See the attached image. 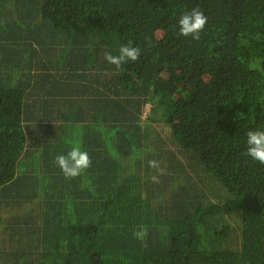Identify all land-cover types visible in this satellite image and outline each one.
<instances>
[{
	"label": "trees",
	"instance_id": "1",
	"mask_svg": "<svg viewBox=\"0 0 264 264\" xmlns=\"http://www.w3.org/2000/svg\"><path fill=\"white\" fill-rule=\"evenodd\" d=\"M129 41L139 60L105 61ZM249 130L264 0H0V264H264ZM76 144L91 167L65 179Z\"/></svg>",
	"mask_w": 264,
	"mask_h": 264
},
{
	"label": "clouds",
	"instance_id": "2",
	"mask_svg": "<svg viewBox=\"0 0 264 264\" xmlns=\"http://www.w3.org/2000/svg\"><path fill=\"white\" fill-rule=\"evenodd\" d=\"M208 17L199 8L194 7L190 11L184 12L180 15L177 26L178 35L184 38H191L193 41L201 39V33L204 32ZM141 55L139 47L132 46V42L121 45L118 54L113 55L111 52H105L104 59L107 63L114 65L116 69L128 62H136ZM246 150L245 155L252 161L264 165V131L249 130L246 133ZM57 166L60 168L65 179H75L82 175L88 168L91 167V157L87 151L82 150L80 144L74 145L67 154L57 155L55 158ZM149 167L157 169L160 174H163V169H160L159 162L149 161ZM153 181L158 182V177L153 176ZM137 240H145L147 237V230L141 227L140 230L133 233Z\"/></svg>",
	"mask_w": 264,
	"mask_h": 264
},
{
	"label": "rangeland",
	"instance_id": "3",
	"mask_svg": "<svg viewBox=\"0 0 264 264\" xmlns=\"http://www.w3.org/2000/svg\"><path fill=\"white\" fill-rule=\"evenodd\" d=\"M147 111H149V107H148Z\"/></svg>",
	"mask_w": 264,
	"mask_h": 264
}]
</instances>
